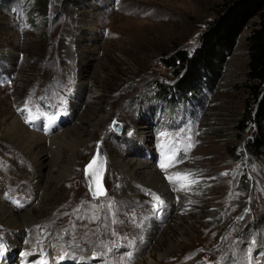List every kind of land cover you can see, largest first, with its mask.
I'll use <instances>...</instances> for the list:
<instances>
[{
    "label": "rangeland",
    "instance_id": "374dc122",
    "mask_svg": "<svg viewBox=\"0 0 264 264\" xmlns=\"http://www.w3.org/2000/svg\"><path fill=\"white\" fill-rule=\"evenodd\" d=\"M220 2L0 0V174L17 212L30 211L33 218L25 230L31 235L21 241L23 252L8 258L6 237L24 228H9L0 212L6 249L0 262L18 264L22 256L31 264L42 258L62 264L55 261L62 249L69 260L65 264L83 259L127 264L125 255L131 264H248L252 246V264H264V156L237 159L244 142L237 139L236 119L247 102L244 40L251 28L241 34L204 111H179L168 118L150 97L152 82L173 81L160 59L194 48ZM26 102L27 111L21 112ZM29 112L34 119L28 125L41 135L66 130L43 150L46 178L39 189L29 175L17 172L29 166L20 148L5 138L12 115L25 118ZM133 121L142 142L125 132ZM187 136L193 146L185 151ZM162 143L175 150L174 166L167 171L187 172L197 181L189 189L175 190L182 181L170 183L159 169L161 153L172 148L162 149ZM98 144L105 159V194L94 199L85 167ZM73 150L74 165L68 161ZM128 162L156 164L173 207L159 224V235L136 255L129 250L141 241L142 224L162 210H153L150 193H161L154 179L138 182L118 174ZM63 170L70 173L67 178H55ZM127 187L138 191L127 192ZM43 230L47 233L38 238ZM80 231L93 234L92 243L80 241ZM105 233L111 237L100 248ZM75 248L82 252L74 254ZM99 248L116 253L115 259L97 255Z\"/></svg>",
    "mask_w": 264,
    "mask_h": 264
},
{
    "label": "trees",
    "instance_id": "16d2710c",
    "mask_svg": "<svg viewBox=\"0 0 264 264\" xmlns=\"http://www.w3.org/2000/svg\"><path fill=\"white\" fill-rule=\"evenodd\" d=\"M246 28H251L244 40L247 102L236 119L237 139L244 142L237 159L264 156V0H222L194 48L174 50L160 59L173 81L152 82L150 93L167 117L179 111L183 115L204 111Z\"/></svg>",
    "mask_w": 264,
    "mask_h": 264
},
{
    "label": "bare ground",
    "instance_id": "6f19581e",
    "mask_svg": "<svg viewBox=\"0 0 264 264\" xmlns=\"http://www.w3.org/2000/svg\"><path fill=\"white\" fill-rule=\"evenodd\" d=\"M79 83V79L75 80V84ZM17 114V115H16ZM15 115H12L11 119H12V124L8 129V132H6L5 138H6V143H8L10 146H18L20 148V150L22 151V155L20 156L21 160L26 163L29 167L27 169H21L19 167L16 168L17 172L22 173L24 175H29L30 181L32 182V185L35 189H39L41 183L44 181V179L46 178V174L44 172L46 166H45V159H46V152L43 151L46 148V144L50 143L52 144H56L58 143V138L63 135L64 132H66V130H62V132L60 134H55L53 136H48L49 134H51V131L49 134L46 135H41L38 133V131H36L34 129V127H31L28 125V122L25 121V118L23 117V115L16 113ZM7 128H5L6 130ZM139 127L138 124L133 121L130 124V127L128 129L125 130V132H130L131 134V138H134V141L139 143L142 142L143 140L141 138H138L139 136ZM64 136V135H63ZM143 136V135H142ZM145 136V135H144ZM143 136V137H144ZM131 141V140H130ZM168 143V142H165ZM166 146L172 147V148H165V151H167V153L171 152L173 154V150L174 147L172 146V144H167ZM46 150V149H45ZM76 150V149H75ZM75 150H73L72 154H70L68 156V161L71 162V164L74 163V160L76 159V156L73 155ZM175 151V150H174ZM119 163V162H118ZM74 165V164H73ZM124 166V170L119 171L118 174H123L126 177H129L133 180H137V178H151L154 179V182H156L158 184L157 191H159L161 193L160 197L163 198L164 203L163 206L161 207L162 210L159 212V215H156L150 219H146L144 221L143 225V232H142V238L141 241H138L136 244H134V248L131 250H129L130 254H138L140 251H144L145 249H147L148 245L150 243L153 242V240L159 235L158 230H159V224L162 223V221L166 218V216L168 214H170V212L173 210V207L171 205V203H169L170 199L168 194L170 193L169 188L166 186H164L165 181L162 178L163 176V172L158 170L155 166L156 164H151L150 162H144V163H136V162H128L123 164ZM159 166V164H158ZM171 168V167H169ZM168 168V169H169ZM123 169V168H122ZM159 169H161L159 167ZM167 169V170H168ZM165 172V171H164ZM174 170H169L167 172H165V174L167 176L169 175H175L176 173H187V172H175ZM70 173L67 170H63L61 172H59V175L55 178L59 179V180H65V178H67V176ZM151 175L152 177L148 176ZM183 184H186L185 181L181 180ZM140 182V181H138ZM124 184L127 186L128 182H124ZM6 182L4 179H2V175L0 174V212L2 213L3 217L6 218L7 222H8V227L9 228H24L23 230H20V232H16V233H11L9 236L6 237V243L8 245H6V248L8 249L6 251V255H14V253L18 252L21 253V249L22 247L21 245V241H23V239L27 238L28 235H31L30 233H27L26 228L28 227V225L30 224L29 221L33 220L32 218V214L30 211L28 212H21L18 213L17 212V207H16V202L15 200L12 198H10L9 192L8 190L5 188ZM179 185H177L178 187ZM8 187V186H7ZM128 188V189H127ZM126 191L130 192L131 191H138L132 187H127ZM187 189H189L187 187ZM125 191V192H126ZM165 191H167L166 193H164ZM184 190H181L180 192H182ZM124 192V191H121ZM190 192V190L188 191ZM5 194H8L7 196ZM6 196V199L4 198ZM85 228H88L87 224L85 223ZM29 230V229H28ZM85 232H87L86 230H84ZM46 234V230H43V232L41 231L38 234V238H40L43 234ZM100 233V232H99ZM93 235L89 232L88 233H84L82 231L79 232V235H76L77 238L80 241L85 240L88 244H90L91 241V236ZM101 235L102 232H101ZM27 236V237H26ZM114 236V235H113ZM112 236V237H113ZM110 234L104 236V241L101 243V247L100 248H105L108 246L107 242L110 238ZM69 238V237H68ZM98 239V237H97ZM123 240H119L118 242H121ZM55 242V241H54ZM98 242V241H97ZM130 243V242H129ZM135 243V242H134ZM21 247V248H20ZM98 249V252L96 253L97 255H105L106 257L108 256H112L113 259H115L114 257H116V253H114L113 251H108V249ZM61 249V248H60ZM30 252V249H28ZM59 251V250H58ZM23 252V251H22ZM82 249L81 248H75L73 250L74 254H78L81 253ZM26 253V251H25ZM23 253V254H25ZM51 253V252H50ZM64 254L65 252L59 251L57 252V256L58 258H56L55 261H57V263H60L61 260L64 262L62 264H65L67 261L66 259H60V255ZM118 253V252H117ZM8 256V258L10 257ZM84 256V254H83ZM125 257L128 259H125L128 263L127 264H131L130 260L131 257L125 255ZM11 258V257H10ZM31 259V258H30ZM30 259H26L25 257H20L16 262L18 264H31L29 262ZM107 260V259H106ZM2 264L5 263L4 259L1 260ZM75 263V261H74ZM72 263V264H74ZM80 264H86L87 263V259H83V261L79 262ZM76 263V264H79ZM89 263V262H88Z\"/></svg>",
    "mask_w": 264,
    "mask_h": 264
},
{
    "label": "snow or ice",
    "instance_id": "6c2138e0",
    "mask_svg": "<svg viewBox=\"0 0 264 264\" xmlns=\"http://www.w3.org/2000/svg\"><path fill=\"white\" fill-rule=\"evenodd\" d=\"M20 111L21 112L27 111V102L25 104V108L24 109H20ZM33 119H34V117L32 116L31 112H29V114L25 117V121L28 122V123H31ZM53 119H54V117H53ZM113 123L115 124V122H113ZM161 135L165 136L166 134L162 133ZM185 139L188 141V143L186 144L184 150L188 151L193 146V144L191 142L192 138L190 136H187ZM161 147L163 149L166 146L162 143ZM161 157L162 158H161V160L159 162V167L161 168L162 171L167 172V169L169 167L174 166L175 153L173 151V154L171 156H169L167 151H163L161 153ZM94 165H96L97 169H98V172L95 173V174L94 173H90V171H89V170L93 169ZM102 166H103V161H102V158L100 157V154L98 152L97 155L94 156L93 159L85 167V175H86V177H88L90 174L93 175L94 177H95L96 174H99L102 177V171H99L100 169H102ZM222 175H227V173H223ZM166 178L169 180L170 183H173V184H177L181 180L188 182L186 184H180L175 189L177 191L187 190V187L190 184L197 183L196 180L191 179V174L190 173H176L175 175H169ZM89 190L93 193V198L94 199L98 198V196H102V195L105 194L102 185H100L99 189L96 190L90 184ZM150 195H152V198H153V201H154L153 210L157 211L160 207L163 206V201L161 200V198L158 195H156L154 193H150ZM254 244H255V241H253V246H254ZM4 250H5L4 242L2 240H0V255H3ZM252 252H253V247L250 246L248 248V251H247V262H248V264H252V261H253ZM66 255H67L66 253L62 254L60 259H63ZM93 258H95V256ZM40 264H47V261L42 258L41 261H40Z\"/></svg>",
    "mask_w": 264,
    "mask_h": 264
},
{
    "label": "water",
    "instance_id": "95a60500",
    "mask_svg": "<svg viewBox=\"0 0 264 264\" xmlns=\"http://www.w3.org/2000/svg\"><path fill=\"white\" fill-rule=\"evenodd\" d=\"M98 152H99L100 157L102 158V161H103L102 169L99 170V171H102V177H103L104 167H105V159H104V156H103V149H102V146H101L100 144H98V146H97V148H96V150H95V153H94L93 157L96 156ZM93 157L90 159V161L93 159ZM90 161H89V162H90ZM89 162H88V163H89ZM88 163H87V165H88ZM89 171H90V173H94V174L97 173V172H98L97 166L94 165V166H93V169H91V170H89ZM85 177H86V175H85ZM102 177H101L99 174H96L95 177H94L93 175H91V174H90L88 177H86L87 180H88V190H89V186H90V184H91L92 187H93L94 189H96V190L99 189V186H100V185H102V187H103V184H102ZM103 190H104V193H105V189H104V187H103ZM89 192H90V194H91V196H92V198H93V193H92L90 190H89ZM98 197H99V196H98Z\"/></svg>",
    "mask_w": 264,
    "mask_h": 264
}]
</instances>
